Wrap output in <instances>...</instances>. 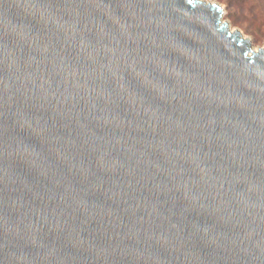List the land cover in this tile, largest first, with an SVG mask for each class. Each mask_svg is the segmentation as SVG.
I'll return each mask as SVG.
<instances>
[{
  "label": "water",
  "instance_id": "95a60500",
  "mask_svg": "<svg viewBox=\"0 0 264 264\" xmlns=\"http://www.w3.org/2000/svg\"><path fill=\"white\" fill-rule=\"evenodd\" d=\"M0 264H264V46L203 0H0Z\"/></svg>",
  "mask_w": 264,
  "mask_h": 264
},
{
  "label": "rangeland",
  "instance_id": "374dc122",
  "mask_svg": "<svg viewBox=\"0 0 264 264\" xmlns=\"http://www.w3.org/2000/svg\"><path fill=\"white\" fill-rule=\"evenodd\" d=\"M222 8V19L230 29L249 38L252 47L264 46V0H203Z\"/></svg>",
  "mask_w": 264,
  "mask_h": 264
},
{
  "label": "bare ground",
  "instance_id": "6f19581e",
  "mask_svg": "<svg viewBox=\"0 0 264 264\" xmlns=\"http://www.w3.org/2000/svg\"><path fill=\"white\" fill-rule=\"evenodd\" d=\"M231 30V29H230ZM234 29H232V31H233Z\"/></svg>",
  "mask_w": 264,
  "mask_h": 264
}]
</instances>
